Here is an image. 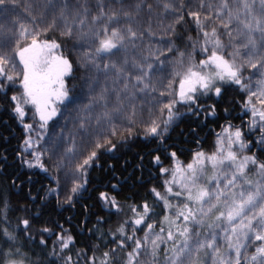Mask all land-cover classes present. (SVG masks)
Here are the masks:
<instances>
[{"label":"snow or ice","instance_id":"6c2138e0","mask_svg":"<svg viewBox=\"0 0 264 264\" xmlns=\"http://www.w3.org/2000/svg\"><path fill=\"white\" fill-rule=\"evenodd\" d=\"M142 2H138L136 11H133L123 3L117 10L112 3L106 4L105 0H96L94 6L88 0L75 4L67 0L63 3L46 0L39 15L33 13L31 5H24L28 19L25 21L13 15L11 21L7 22V17L19 6L18 0H0V20L5 21L0 22V92L5 95L9 90L13 92L10 97L12 111L26 133L18 155L28 168L48 172L49 166L43 157L50 153V149L40 147V139L34 140L31 135L34 124L25 123L26 105L34 107L39 127L45 128L59 111L55 106L57 102L70 99L65 77L72 75L77 67L84 72L99 71L101 63L105 73L113 70L114 83L121 84L120 91L126 93L121 99L118 91L119 104L104 111L103 120L111 125L110 134L102 138L97 134L98 138L88 149L83 162L77 164L76 170L84 173V181H74L71 193H76L87 183V168L99 162L100 150H119L121 142L114 138L121 137L126 141L136 134L137 126H142L145 139L152 138L167 150L169 130L184 114L180 108L195 116H199L200 112L206 116H217L219 102L226 92L234 90L233 86L245 94L241 96L240 103L245 111L251 113L249 129H259L256 144L264 153V0H259V6L255 0H239L235 6L230 5L229 0H220L218 5H206L204 0H197L196 4L192 0H161L160 15L170 16L166 25L160 20L161 36L167 39L159 41L155 48L150 44L138 56L133 54L129 58L128 45L136 48L137 38L143 36L133 26ZM147 7L151 10L153 5L148 3ZM186 8L187 16L184 14ZM121 17L124 18L123 23ZM188 18L195 25V36L191 34V25L183 33L180 32L182 26L189 23ZM89 19L88 31L85 32L84 25ZM216 21H219V25ZM113 22L117 26H113ZM221 27L223 32L220 31ZM50 31H59V38L53 36L49 39L47 34ZM147 31L149 35H156L150 23ZM85 37L89 38V47L74 62L62 50V40H83ZM240 38H243V42L235 43ZM177 41L184 42L183 49ZM229 45L234 49L228 53L230 59L224 55ZM72 48L75 50L76 45L73 44ZM197 48L206 58L197 61ZM241 48L246 50L243 55L239 51ZM121 52L124 56L122 61L113 59ZM172 52L178 53V59H168L166 53ZM166 62L172 64L173 68L171 78L163 85L162 74ZM257 73L254 91L252 77ZM177 79L178 90L174 87ZM17 84L22 91L15 88ZM106 91L104 89L99 94L100 99H106ZM156 92H159V97L153 95ZM137 93L143 94L140 102L147 106V120H137ZM213 95L216 99L205 106L202 98L211 100ZM164 98H167L166 102ZM124 100L131 104L130 113L125 111ZM224 112L227 115L229 109L225 107ZM119 117L126 119L130 125L124 130L126 135L113 123ZM81 127H84L83 123ZM221 128L222 132L217 134L216 148L210 155L197 151L192 160L182 166L176 151L169 153L173 162L172 179H165V189L172 196L184 197V200L178 201L174 213L166 211L159 232L154 231L152 223H147L143 238H138L136 233L142 229L137 226L146 223L145 218L151 209L147 201L143 204L142 212L138 206L131 205L135 217L131 221V232L127 230L128 221L121 222L112 233L113 239L108 241L114 246L103 252L99 264H208L207 258L211 259V264H264V160L251 151V142L245 139L243 124L233 126L229 121ZM246 152L251 154H244ZM153 160L157 165L161 164L160 155L153 156ZM207 164L211 165L213 176L209 177L208 184H204L201 178ZM249 164L255 169V179L249 176ZM52 166L59 168L58 163ZM169 171L160 167L161 173ZM219 176H223V180ZM53 178L58 184V177ZM173 183L178 185L179 191L173 190ZM112 187L116 188L117 185L113 184ZM48 191L57 192V189L50 188ZM151 191L157 199L163 200L166 210L172 207L167 196L155 188ZM71 200L72 196L67 195L65 202ZM99 200L120 210L116 196L109 198L107 192L101 191ZM7 207L5 200L4 209ZM21 223L25 226V232H29L30 221L23 219ZM3 236L6 238L4 243L8 245L6 250L0 247L3 264H26L25 254L19 247L13 248L15 235L4 228ZM58 239L59 247L66 249L72 237L61 236ZM221 240L226 242V248L220 244ZM40 243L44 244L45 241L41 239ZM98 248V244L93 245L92 264H97L95 250ZM250 248L254 251L249 252ZM202 251L206 257L204 260L199 255ZM118 252L124 253V256H118Z\"/></svg>","mask_w":264,"mask_h":264},{"label":"trees","instance_id":"16d2710c","mask_svg":"<svg viewBox=\"0 0 264 264\" xmlns=\"http://www.w3.org/2000/svg\"><path fill=\"white\" fill-rule=\"evenodd\" d=\"M57 3H63L64 0H56ZM71 4L84 2V0H67ZM141 0H105V3H112L115 9H119L120 3L130 6V10H135V5ZM193 4L197 0H192ZM205 4H219L220 0H204ZM259 6V0H255ZM46 0H18L19 12H22L21 7L31 5L32 8H37V12H41ZM91 6H94L96 0H88ZM153 5L149 10L147 4ZM230 5L235 6L239 0H229ZM35 5V6H34ZM161 0H143L141 7L138 10L139 14L133 21V26L143 33L142 38H137L136 44L147 43L153 48L157 43L166 40L167 37H162V26L160 20L166 25L170 16L165 17L160 15ZM188 9L184 10L187 16ZM207 11V9H205ZM38 13V15H39ZM50 18V14H49ZM151 18V19H149ZM123 17L120 18L123 23ZM188 24H184L180 29L183 33L184 29L191 25V34L195 36V25L191 18ZM90 19L85 22L84 31H88ZM151 24L152 31L156 35H149L147 28ZM219 25V21H216ZM113 26H117L113 22ZM223 32V28H220ZM48 38L53 36L59 38V31H50ZM225 40V37H224ZM63 51L69 54L75 62L81 51H85L89 47V38L83 40L63 41ZM180 48L183 49L184 42L177 41ZM76 48L73 50L72 45ZM129 57L134 52L129 44ZM80 52V54H79ZM121 52L118 56H122ZM136 55V54H135ZM138 56V55H137ZM169 60L178 59V53H166ZM163 59V57H161ZM206 58L205 54L201 53L197 48V61ZM19 62V60L17 59ZM158 66V62H157ZM172 64H165V70L162 74L163 85H166L168 79L171 78L168 72ZM89 72L82 71L79 67L72 75L65 77V87L69 90L70 99L59 104V112L56 119H51L45 128L39 127V118L35 116L33 109H27L25 123H33L34 129L31 132L33 138L40 139V147L43 145V140L49 139L51 135L57 132V126L60 120V115L70 116L74 110H68L66 104L83 99L82 94L90 83ZM247 73V72H246ZM163 85H160L162 88ZM174 87L178 90L179 81L176 80ZM20 90L19 85L15 86ZM228 91L224 95V99L219 102L217 116L205 115L200 112L199 116L186 113L183 108L180 111L184 114L170 128L166 143L168 149L165 150L162 145H158L152 138L145 139L142 135V126L135 128L136 134H133L126 141L121 137L114 139L120 140L121 146L118 151L107 152L100 150V158L98 163H92L87 168V183L84 184L76 193L73 194L70 202H65L56 192H49L50 188L58 190L55 174L49 168L48 172L41 171L39 168H28L21 162V157L18 152L21 151V145L26 135L22 124L17 120L15 113L12 111V103L10 100L13 92H0V247L5 250L8 245L4 243L6 239L3 236V229L7 228L15 235L13 248L19 247L21 252L25 254L24 259L28 264H92L94 255L93 245L98 244L99 248L95 250L97 264L102 258L104 251L108 250L111 245L108 241L113 239L112 233L118 225L127 220L128 232H131V221L134 219V213L131 211V205H136L139 210L143 211V204L147 201L150 209L164 207L163 200L156 198L151 189L155 188L162 195L167 196L171 204L175 206V202L180 197L172 196L164 189L165 179H171V170L173 168L171 151H176L177 159L180 164L189 163L193 154L197 151L211 153L216 148L217 134L222 132L221 125H227L230 121L233 126L244 125V135L246 140L253 141V137L258 130H251L249 124V112L245 111L240 103L241 96L244 93L235 90ZM202 98V102L207 106L215 100ZM74 100V101H72ZM231 101V103H229ZM73 105V104H72ZM71 105V106H72ZM229 109L226 115L224 108ZM106 131L98 130L91 131L90 134L78 137L76 144L79 147L78 152L86 154L88 149L94 144L98 138L97 134L102 138ZM126 135L125 131H121ZM251 133V134H250ZM54 136H52L53 138ZM87 142V144H86ZM159 149V151H157ZM260 159L264 160V153L261 149H253ZM250 153V152H248ZM251 154V153H250ZM160 155L161 164L157 165L153 160V156ZM27 158V156L25 157ZM160 167L170 169L168 173H161ZM84 181V176H83ZM83 183V182H82ZM113 184L117 185L113 188ZM173 190H174V186ZM105 191L109 198L116 196L120 204V210L112 207L111 204H104L99 200V192ZM7 201L8 207L4 209V202ZM59 201V202H58ZM163 211H165L163 209ZM5 212L7 215L5 216ZM160 215L151 213L145 218L146 223H143L138 228L136 236L143 238V229L147 228V223H152L154 231L159 232L161 227ZM28 219L29 232H25V226L21 220ZM167 233V225H164ZM48 228L49 231L43 232L42 229ZM91 230V231H89ZM119 235V233H117ZM72 237L69 246L66 249L59 247V237ZM43 239L44 244L40 241ZM123 257L124 253H117ZM70 257V260L68 259ZM0 264H3V259L0 258Z\"/></svg>","mask_w":264,"mask_h":264},{"label":"rangeland","instance_id":"374dc122","mask_svg":"<svg viewBox=\"0 0 264 264\" xmlns=\"http://www.w3.org/2000/svg\"><path fill=\"white\" fill-rule=\"evenodd\" d=\"M9 7L11 8L12 6L10 5ZM21 10L22 12H19L18 6L15 7L13 10V13L7 17V22L11 21L13 15L18 16L21 19L26 21L28 19V16L24 10V6L21 7ZM32 11L33 13L37 15L39 13L37 12L38 11L37 8L35 7L32 8ZM0 22H5V21L0 20ZM235 27H236V22L234 21L233 28ZM233 34L235 35V32ZM242 42H243V38H240L235 43L239 44ZM225 43H227L226 36H225ZM148 47L149 45L147 43H143V44L138 43L136 48H132V51L134 52V54L139 55L142 49L147 50ZM233 50H234L233 47L229 45L224 51V55L230 59L231 57L228 56V53ZM239 51L241 52L242 55L246 52V50L243 48L239 49ZM82 52L83 50L81 51V53ZM123 58L124 56L122 55L119 57H114L113 59H116L119 62V61H122ZM16 62L17 64H19L18 61ZM177 67L179 66L177 65ZM172 68H173V65L169 69V72H168L169 76H171ZM245 75L247 76V73H245ZM258 75L259 74L257 73V75H254L252 77V88L254 91L256 90V80L258 78ZM89 77L91 81L90 83H87V87L83 91V94H82L83 99L77 100L75 101V103L70 102L66 104L65 109L74 110V112L70 113V116H68L67 118H66V115H60L58 117V120H60L59 124L61 125L57 126V132L54 135H51L49 139L42 141L43 145L41 147L50 149V153L46 154L43 157V159L45 163L49 166V168L53 171V173L55 174V177H58L59 183L57 184L58 190L56 194L61 196L63 200H65L67 195L73 196L74 193H71V188L73 187L74 181L79 182V183L83 182L84 173L77 171L76 166L78 163L83 162V158L84 156H86V154H81L80 151L78 152L79 147H77V144H76L78 137L80 136L82 137L87 134H90V132L91 131L93 132V130L94 131L102 130V131H106L105 132L106 134H110L111 125H108L105 123V121L103 120V113L106 109L111 110L112 108H114L115 106L119 104V101L117 100L118 91L120 92L121 99H123L126 95V93L120 91L121 84L114 83L113 70L109 69V71L105 73L103 70L102 63H101V69L99 71L91 70V73H89ZM104 89H107V91L104 92L106 99H100L99 94ZM20 91H22V89H20ZM136 95L138 97V99L135 101L137 105V120H140V119L147 120L149 118L147 106L142 105L140 102V99L143 98V94L137 93ZM153 95L159 97V92L153 93ZM164 99L166 102L167 98H164ZM90 100L92 101L91 104H90ZM59 104L60 102H57V104L55 105L56 107H58V109H59ZM85 105H89V107H85ZM124 107H125V111H127L128 113L131 112V104L128 102V100H124ZM257 107H260V105L257 104ZM25 109H26V112H27V109H33L32 111L35 112V109L31 104L26 105ZM141 109H143L142 115H141ZM249 117H250L249 118L250 120L251 119L250 112H249ZM56 118H57V115L53 117L52 119H56ZM98 118H99V122H98ZM81 123L84 124V127H81ZM113 123L118 126V130L120 132L124 131L127 127L130 126L128 124V121L126 119H123L122 117L115 119ZM255 130L259 131L258 127ZM52 136L54 137L52 138ZM33 146L37 147V145L35 144ZM69 149L71 150L69 151ZM236 150L238 152L240 151L238 147L236 148ZM204 153L207 155H210L212 152L211 153L204 152ZM244 154H250V153L246 152ZM27 158H30V157L27 156ZM54 163L59 164L58 169L52 166ZM180 165L186 166L187 164H180ZM249 169H250L249 171L250 178L255 179L256 178L255 169L253 168L251 164H249ZM217 175L219 174L217 173ZM211 176H213V170H212L211 165L207 164L206 172L204 176L201 178V183L208 184L209 177ZM219 178L223 180V176H219ZM167 179L169 180V176ZM172 186H174V191L180 190L177 184L173 183ZM212 186H214V182ZM164 189H165V186H164ZM183 200H184V197H180L179 199H177L175 202V206L177 205L178 201L182 202ZM163 205H164V202H163ZM163 209L165 211H163ZM166 211L174 213L176 211V208H174L173 204H172V207L168 210H166L165 207L151 208V211L149 212V214L155 213V214L160 215L159 217H160V222H161V220L166 214ZM166 234L167 233L165 231L164 233L165 239H166ZM201 238H203V232L201 233ZM220 244L224 248L227 247L226 242L223 240L220 241ZM251 251H254V249L250 248L249 252ZM199 255H200L201 260H204L206 258L204 256L203 251ZM207 259H208V264H211V259L210 258H207ZM26 264H28L27 261H26Z\"/></svg>","mask_w":264,"mask_h":264},{"label":"flooded vegetation","instance_id":"af4514ba","mask_svg":"<svg viewBox=\"0 0 264 264\" xmlns=\"http://www.w3.org/2000/svg\"><path fill=\"white\" fill-rule=\"evenodd\" d=\"M258 138H259V134L257 132V133H255V136L252 139L253 141L246 140V141H250L251 142V150H253L254 148L257 149V150L260 149V146L256 144V141H257Z\"/></svg>","mask_w":264,"mask_h":264}]
</instances>
